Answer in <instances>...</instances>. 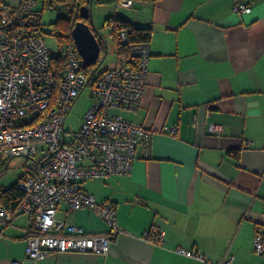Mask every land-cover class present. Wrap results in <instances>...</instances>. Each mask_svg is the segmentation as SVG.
Returning <instances> with one entry per match:
<instances>
[{"label": "crops", "instance_id": "crops-1", "mask_svg": "<svg viewBox=\"0 0 264 264\" xmlns=\"http://www.w3.org/2000/svg\"><path fill=\"white\" fill-rule=\"evenodd\" d=\"M237 2L250 12H234ZM111 15L152 30L140 106L122 113L152 132L149 155L139 151L129 175L82 183L114 205L121 232L106 255L32 261L29 219L15 213L0 223V264H200L177 247L213 261L230 254L231 264H264L252 243L264 229V0H135L109 7ZM57 218L89 234L106 230L88 208L61 203ZM151 226L163 232L161 244L143 237Z\"/></svg>", "mask_w": 264, "mask_h": 264}, {"label": "built area", "instance_id": "built-area-1", "mask_svg": "<svg viewBox=\"0 0 264 264\" xmlns=\"http://www.w3.org/2000/svg\"><path fill=\"white\" fill-rule=\"evenodd\" d=\"M135 0H119L130 8ZM39 0L8 5L0 0V155L23 156L29 165L16 180L24 192L15 213L25 214L26 259L39 261L50 253L106 255L110 241L121 229L114 205L97 201L82 183L91 179L129 175L139 151L149 155L152 132L129 120L123 112L140 106L148 72V43H130L124 29H116L114 63L96 77L87 76L74 42L52 53L35 18ZM237 2L233 11L250 12ZM109 30L115 29L110 22ZM89 88L90 103L79 126L66 127L73 103ZM215 130L214 125H210ZM167 132L174 134L175 127ZM264 149V147H263ZM61 203L70 209H91L104 223L102 233H85L81 227L57 218ZM13 215L0 205V223ZM143 237L158 245L163 232L156 226ZM254 252L264 258V229L253 236ZM181 255L200 264H231L233 256L213 261L195 248L177 247Z\"/></svg>", "mask_w": 264, "mask_h": 264}, {"label": "rangeland", "instance_id": "rangeland-1", "mask_svg": "<svg viewBox=\"0 0 264 264\" xmlns=\"http://www.w3.org/2000/svg\"><path fill=\"white\" fill-rule=\"evenodd\" d=\"M43 0H39L36 9L41 10L39 23L41 31L44 34L46 44L52 51L57 53L60 46L64 44L55 33H53L51 24L56 21L58 14H64L65 6L58 4L53 8L44 7ZM118 3L97 4L95 0L91 3L92 28L100 35V38L105 40L106 51H103L97 67H93L94 76H97L101 69L110 64L116 57L113 47L115 46L108 26H104V19L109 16V7L117 8ZM120 7V6H119ZM60 30V29H59ZM61 34L62 31H59ZM104 46V45H103ZM105 48V46H104ZM89 88H85L82 94L73 103L69 113L66 115L65 125L69 129H76L80 124V118L89 106ZM0 186L11 185L18 176L22 175L30 160L23 156H6L0 155ZM255 253V252H254ZM255 262H252L254 264Z\"/></svg>", "mask_w": 264, "mask_h": 264}, {"label": "trees", "instance_id": "trees-1", "mask_svg": "<svg viewBox=\"0 0 264 264\" xmlns=\"http://www.w3.org/2000/svg\"><path fill=\"white\" fill-rule=\"evenodd\" d=\"M97 4H111V3H118L119 0H95ZM43 8L49 7L53 8L58 4L65 6V12L64 14H58L57 19L55 22L51 24L53 33L64 43L67 42H73L72 38V29L76 21L83 20L86 23L90 24V19H82L79 16V8L82 5L89 4V0H43L42 2ZM41 16V10H36L35 12V18L37 23H39V18ZM110 22L115 23V29L110 31V35L112 36L114 42H116V36L115 31L116 29H124L128 41L130 43H140L145 42L148 43L151 39V33L152 30L150 27L140 26L134 24L132 21L122 18L120 16L111 15L104 19V26H107ZM62 31L63 34H61L59 31ZM95 29H93L94 31ZM100 40V39H99ZM103 51H106V47L104 48L102 42H101V51L99 54V57L97 61L84 68V72L87 74V76L92 75L94 76V69L93 67H97L100 61V57ZM107 68L106 66L101 69L104 70ZM100 71V72H101ZM99 72V73H100ZM237 156V153L235 154ZM24 196V192L17 186L16 183L10 185L6 189L0 190V205L6 208L12 215L15 214V210L17 209L20 201L22 200Z\"/></svg>", "mask_w": 264, "mask_h": 264}, {"label": "water", "instance_id": "water-1", "mask_svg": "<svg viewBox=\"0 0 264 264\" xmlns=\"http://www.w3.org/2000/svg\"><path fill=\"white\" fill-rule=\"evenodd\" d=\"M93 0H89V4L82 5L79 8V16L82 19H90V24L83 20H78L75 22L72 29V38L76 46V49L81 56L82 66L87 67L94 64L101 51V42L105 46V43L100 38V35L93 31L92 28V15H91V3ZM100 39V40H99Z\"/></svg>", "mask_w": 264, "mask_h": 264}]
</instances>
